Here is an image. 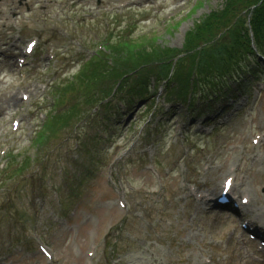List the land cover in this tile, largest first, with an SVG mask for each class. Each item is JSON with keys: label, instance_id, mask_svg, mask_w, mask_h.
Here are the masks:
<instances>
[{"label": "rangeland", "instance_id": "374dc122", "mask_svg": "<svg viewBox=\"0 0 264 264\" xmlns=\"http://www.w3.org/2000/svg\"><path fill=\"white\" fill-rule=\"evenodd\" d=\"M148 1L0 0V50L7 51L0 63V260L11 264H204L202 259L211 255L226 264H264L252 259L250 251L244 253L247 245L242 248L235 240L239 226L233 215L190 198L196 185L213 189L226 172L235 174L236 185L248 187L253 195L242 212L256 221L259 214L264 219V58L257 74L250 63L252 68L236 73V79L221 81L226 92L218 99L211 100L213 95L205 96L199 89L187 91L185 99H171L182 100V119L177 123L171 119L173 108L162 105L167 104L164 92L175 84L159 88V93L163 90L159 95L149 93L150 107V100L144 103L135 98L136 102L127 103L124 99L129 107L124 113L137 114L135 119L133 115L125 119L117 103L124 89L92 101L103 94L105 82L100 78L91 86L87 116L84 112L74 126L72 121L59 124L37 141L35 134L48 113L71 103L85 108L80 100L88 96V88L86 92L78 76L93 50L105 49L103 57L111 63L107 40L146 35L158 45L183 47L197 33L201 18L223 13L225 3ZM240 13V24L233 23V29L250 22L251 11ZM238 17L235 14L233 20ZM249 34L254 47L250 55L258 56L254 46L258 39ZM21 38L34 42V65L28 69L32 77L27 84L12 86L24 79L8 70L17 51L10 42ZM41 49H45L44 58L37 55ZM126 62L121 59V67L113 68L129 78ZM37 78L39 83L30 84ZM21 89L29 97L42 98L18 101L12 91ZM187 104L190 111L185 109ZM39 110L44 116H38ZM10 111L21 119L18 130L13 131L9 123ZM197 114L209 122H193ZM206 124L211 130L202 132L198 126ZM23 159L25 166L17 168L15 161ZM202 162L210 163L207 171H200ZM154 165L161 172V185L151 173ZM185 178L193 182L179 186ZM41 243L51 249V256L41 252Z\"/></svg>", "mask_w": 264, "mask_h": 264}, {"label": "trees", "instance_id": "16d2710c", "mask_svg": "<svg viewBox=\"0 0 264 264\" xmlns=\"http://www.w3.org/2000/svg\"><path fill=\"white\" fill-rule=\"evenodd\" d=\"M222 9L223 13L216 12V14L213 13V16L206 14L204 18L202 17L203 22L198 25L197 33L187 39L183 47L158 45L154 39L147 40L146 35L107 40L109 55L113 57L111 63L104 59L102 53L106 52L104 50L97 53L96 57L100 56V58L88 59L81 66H84L81 69L83 74L78 78L86 92L88 88V94L86 93L88 96L80 100V104L85 106L90 103L91 86L95 85V82L100 78L104 79L105 88L104 91L101 90L103 94L96 98L93 97L94 103L101 101L109 94L113 96L117 90L123 89L124 93L119 95L126 102L133 101L134 98L146 99L149 95L147 83L150 74L154 75L157 81L163 76L177 81L175 87L165 92L167 98L177 96L185 99L187 91L199 89L205 96L213 95L211 100L217 99L225 92L222 90L221 81L225 83L229 79H236V73L241 72L242 69L251 68L250 61L245 62V59L250 58L257 61L256 56L250 55L253 46L248 26L237 30L231 27L233 23L240 20L242 10L251 11L249 25L253 36L258 39L254 40V43L258 51L264 53V40H262L264 39V0H225ZM235 14H238L239 17L234 21ZM212 19H223V22L217 23ZM227 26L231 28L224 32ZM224 34L227 36L226 39H220ZM259 39L261 40L259 41ZM143 43H147L149 46ZM121 59L127 61L129 78L118 72V68L121 67ZM91 62H95L94 66H91ZM113 65L118 68H113ZM106 78L113 82L108 83ZM87 85L89 86L86 87ZM114 85L115 88H113ZM63 86L65 91L69 89L66 84ZM107 102L110 103V100L107 99ZM107 102L106 106H108ZM87 107L85 106L82 110L78 108L77 103H72L64 109H59L46 120H42V125L35 134L37 141H43L44 137L53 132L59 124L65 125L72 121L73 126L76 125L79 120L87 116L85 111ZM13 161L14 158H12ZM15 163L17 168L21 167L23 163L25 166V159L19 162L15 161Z\"/></svg>", "mask_w": 264, "mask_h": 264}, {"label": "bare ground", "instance_id": "6f19581e", "mask_svg": "<svg viewBox=\"0 0 264 264\" xmlns=\"http://www.w3.org/2000/svg\"><path fill=\"white\" fill-rule=\"evenodd\" d=\"M246 195V194H245ZM4 264V263H3Z\"/></svg>", "mask_w": 264, "mask_h": 264}]
</instances>
